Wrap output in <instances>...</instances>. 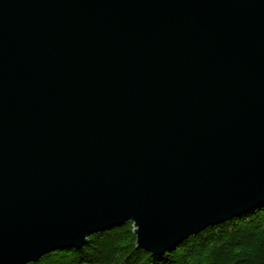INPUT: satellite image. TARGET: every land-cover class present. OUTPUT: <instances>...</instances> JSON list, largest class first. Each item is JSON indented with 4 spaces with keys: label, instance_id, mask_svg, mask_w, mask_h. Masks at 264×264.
Masks as SVG:
<instances>
[{
    "label": "water",
    "instance_id": "water-1",
    "mask_svg": "<svg viewBox=\"0 0 264 264\" xmlns=\"http://www.w3.org/2000/svg\"><path fill=\"white\" fill-rule=\"evenodd\" d=\"M263 205L264 0H0V264Z\"/></svg>",
    "mask_w": 264,
    "mask_h": 264
},
{
    "label": "trees",
    "instance_id": "trees-1",
    "mask_svg": "<svg viewBox=\"0 0 264 264\" xmlns=\"http://www.w3.org/2000/svg\"><path fill=\"white\" fill-rule=\"evenodd\" d=\"M135 244L133 224L126 222L91 235L78 250L28 264H264V205L190 236L172 252L154 256Z\"/></svg>",
    "mask_w": 264,
    "mask_h": 264
}]
</instances>
